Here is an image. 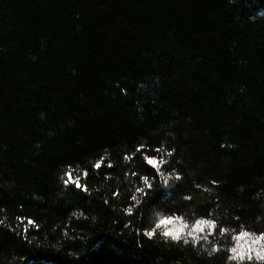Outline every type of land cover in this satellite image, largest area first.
Listing matches in <instances>:
<instances>
[{
	"label": "trees",
	"instance_id": "trees-1",
	"mask_svg": "<svg viewBox=\"0 0 264 264\" xmlns=\"http://www.w3.org/2000/svg\"><path fill=\"white\" fill-rule=\"evenodd\" d=\"M177 216L211 244L155 227ZM241 230L264 233V0H0V264H264L228 261Z\"/></svg>",
	"mask_w": 264,
	"mask_h": 264
},
{
	"label": "snow or ice",
	"instance_id": "snow-or-ice-1",
	"mask_svg": "<svg viewBox=\"0 0 264 264\" xmlns=\"http://www.w3.org/2000/svg\"><path fill=\"white\" fill-rule=\"evenodd\" d=\"M238 2V0H237ZM149 147L148 144L146 143H140L138 144L136 147H135V152L137 153H143L145 152V150ZM161 148H156L155 149V152L156 153H159L161 152ZM167 155L168 156H174L175 155V149H170L167 151ZM134 157H129L128 155H125V159L128 160V159H133ZM146 163L151 166L154 170H158L162 167L161 165V162H160V157L157 155V156H148L146 158ZM104 166L103 164V157H101L100 159H98L95 164L92 165V167L94 169H96L97 171H99L102 167ZM108 167H112L111 164L108 165ZM86 175V173H85ZM177 180H180L182 179L181 176L179 175H176L175 177ZM144 182L147 184V177L144 178ZM64 186L67 188L69 186L71 187H75L76 189H79V190H82V191H87V187L85 185H82L80 183V180H79V177L77 176H74L73 175V170H72V167L69 166L68 170L64 172ZM212 183L215 185L217 183V181H212ZM151 184H148V188L151 189ZM197 188H199V185L196 186ZM138 192H141L143 193L144 192V189L142 188H139L137 189ZM204 191H210L209 189H204ZM187 199H191V197H187ZM129 212H131V209H129ZM175 219H183L182 217H165L163 219H161L157 224H156V228H160L161 226H163L164 222L165 221H169V220H175ZM198 219H203L204 221L206 222H210L212 224V227L211 228H205L203 229L201 232L199 233H192L190 231H188L187 229L181 231L180 233H173L172 231H170L169 229L166 230L164 232V235L165 236H168L170 237L172 240H175V241H180L182 238H183V243L184 244H189L190 240H191V243L193 244H198L201 240L211 244V241L209 240V233L211 234H214L218 225H217V222L216 220H213V219H208V218H198ZM198 219H195L192 223L196 222V220ZM191 223V224H192ZM191 224H189V226H191ZM220 233L223 235L227 232H229V229L228 228H225V227H221L219 229ZM245 232H247L248 234L250 235H254V236H257V237H264V233H259V234H256V233H252V232H249L247 230H244ZM148 236H153L155 235V229H153L152 231H148L146 233ZM190 238V239H189ZM207 250V254L209 256H212L214 253L220 251V248L219 246H212L209 249H206ZM228 251L231 253V255H229V257H232V260L231 261H243L245 259H248V260H251L253 258L252 256V253H246L244 254L243 256V259H241L240 255L237 254L233 247H231L230 249H228Z\"/></svg>",
	"mask_w": 264,
	"mask_h": 264
},
{
	"label": "clouds",
	"instance_id": "clouds-1",
	"mask_svg": "<svg viewBox=\"0 0 264 264\" xmlns=\"http://www.w3.org/2000/svg\"><path fill=\"white\" fill-rule=\"evenodd\" d=\"M163 226H167L173 233H180L185 229L192 233H199L205 228H211L212 224L203 219H198L189 226V223H186L183 219H175L165 221ZM232 239L236 242L233 249L240 255L241 259H243L246 253H255L257 260L264 261V237L250 235L244 230H241L239 234L234 235ZM231 260L232 257H228V261Z\"/></svg>",
	"mask_w": 264,
	"mask_h": 264
},
{
	"label": "rangeland",
	"instance_id": "rangeland-1",
	"mask_svg": "<svg viewBox=\"0 0 264 264\" xmlns=\"http://www.w3.org/2000/svg\"><path fill=\"white\" fill-rule=\"evenodd\" d=\"M159 229H161V230H163L164 232L166 231V230H168V227L167 226H161ZM209 235H212L211 233H209ZM190 239V238H189ZM182 240H183V238H182ZM191 241V240H190ZM201 241H203V240H201ZM235 243L236 242H234V245H235ZM252 256H253V258L251 259V260H257L256 259V257H255V253H252ZM245 260H248V259H245ZM244 261V260H243Z\"/></svg>",
	"mask_w": 264,
	"mask_h": 264
}]
</instances>
